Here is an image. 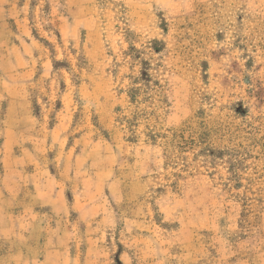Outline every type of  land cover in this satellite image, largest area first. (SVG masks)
<instances>
[{
	"label": "rangeland",
	"instance_id": "374dc122",
	"mask_svg": "<svg viewBox=\"0 0 264 264\" xmlns=\"http://www.w3.org/2000/svg\"><path fill=\"white\" fill-rule=\"evenodd\" d=\"M19 4L0 21V264H264V0ZM132 47L165 103H130ZM53 192L66 214L36 200Z\"/></svg>",
	"mask_w": 264,
	"mask_h": 264
},
{
	"label": "crops",
	"instance_id": "0c3cea01",
	"mask_svg": "<svg viewBox=\"0 0 264 264\" xmlns=\"http://www.w3.org/2000/svg\"><path fill=\"white\" fill-rule=\"evenodd\" d=\"M19 10H20L19 0H0V21L4 23L7 19H14V20L17 19L18 20L21 17ZM28 72L29 71H27L26 73H28ZM21 194H22V192H20V191H16V192L11 191L9 193V198L10 199L13 198L14 200H17V198H19V196H21ZM36 200L41 201L42 203H45V204L51 206V208L54 209L56 214H63L64 215L68 212L66 209V202H65L61 192L42 193V194L39 193L37 195ZM37 201H35V203H34L35 205H36ZM13 231H15V229L13 227L10 230L5 228L3 230V233L5 235L12 234L14 236H17V234L15 232L13 233ZM30 240H31L30 236L28 235V236H26V238L21 236L19 239H16L15 241L10 240L9 242L13 246H17L19 248V246H23V247L28 246L30 244V242H32ZM32 240H33V242L35 241L33 244H38L39 246H41L43 248L45 246L47 248H50V246H51L52 249H53V247L55 249H59V248H61V246H69L70 248H72L74 246V244L71 243L72 241H69V244H67L66 242H61L60 239L55 240V238H51L50 240H46V241H41L40 237H36L35 239H32ZM46 253H47L46 256L41 255V256H37L36 258H33V260H32L33 264H47L48 255H49V253H52V252L48 251ZM63 260L57 259L56 263L61 264ZM79 263H81V261L78 262V260L75 258V256H73L72 253L69 257V261H63V264H79ZM85 264H100V260L95 261V262H91V261H88V259H87Z\"/></svg>",
	"mask_w": 264,
	"mask_h": 264
},
{
	"label": "trees",
	"instance_id": "16d2710c",
	"mask_svg": "<svg viewBox=\"0 0 264 264\" xmlns=\"http://www.w3.org/2000/svg\"><path fill=\"white\" fill-rule=\"evenodd\" d=\"M42 42L47 46H51L48 41L43 40ZM150 49L154 52L160 53L162 51L161 43L159 41H153L150 44ZM128 56L134 62L138 63L140 67L138 75H131L129 77L131 83L127 95L130 99V103L137 108H139V105H142L144 102H153L154 104L159 101L160 103H165L166 99L163 97V86L159 80V71H156L152 64L142 57V52L134 47L129 50ZM53 63L56 70L61 69L66 64L65 62H60L56 59H54ZM150 113L141 111L136 115H150ZM129 124L132 125V122H129ZM148 136L152 141L157 142L161 135L149 133ZM213 160L214 157H212L211 161ZM211 161H208L209 164L213 163Z\"/></svg>",
	"mask_w": 264,
	"mask_h": 264
}]
</instances>
